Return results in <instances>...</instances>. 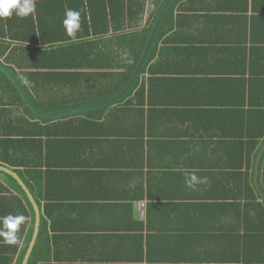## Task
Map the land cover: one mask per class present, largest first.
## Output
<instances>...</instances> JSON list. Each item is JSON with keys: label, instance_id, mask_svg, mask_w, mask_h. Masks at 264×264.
Here are the masks:
<instances>
[{"label": "crops", "instance_id": "obj_1", "mask_svg": "<svg viewBox=\"0 0 264 264\" xmlns=\"http://www.w3.org/2000/svg\"><path fill=\"white\" fill-rule=\"evenodd\" d=\"M47 1L36 0V6ZM163 2L147 0L142 16L124 19L116 29L109 20L99 24V32L79 43L86 44L84 50L70 58L78 67L63 74L28 67L17 69L15 78L20 83L25 73L37 78L35 85L43 84L29 89L38 104H50L44 86L60 89L57 98L79 90L108 91L115 80L111 74L122 75L119 84L129 73L149 33L148 23ZM174 17L179 19L175 30L159 40L146 71L141 69L139 87L144 91L127 99L133 98L131 105L84 111L103 102L92 95L87 104L62 110L72 104L58 99L48 106L60 111L39 110L79 111L46 118L58 119L49 124L39 121L48 134L35 139L25 134L30 129L25 114L11 105L19 103L0 96V221L8 214L26 217L16 244L0 238V264L25 261L37 227L30 195L40 218L34 247L43 224L49 239L39 254L45 263L39 264H264V239L247 234L242 224L247 212L253 223L258 207H264L254 185L264 138L252 154L251 169L245 163L239 167L237 146L239 141L246 144L252 132L249 111L264 104V0H177ZM30 18L21 22L15 13L0 18V40L14 47L20 45L14 40L18 33L33 37ZM42 28L46 31L48 25ZM139 31L145 35L132 57L127 43L134 40L119 42L117 37ZM6 57L0 62L7 67ZM108 105L97 119L79 116ZM65 116L97 126L84 123L69 133ZM263 156L258 184L264 194ZM1 168L16 174L29 194ZM193 175L197 181L190 188L185 181ZM249 184L258 194L254 204H247ZM250 205L255 206L247 211ZM191 243L199 249L192 251Z\"/></svg>", "mask_w": 264, "mask_h": 264}, {"label": "trees", "instance_id": "obj_2", "mask_svg": "<svg viewBox=\"0 0 264 264\" xmlns=\"http://www.w3.org/2000/svg\"><path fill=\"white\" fill-rule=\"evenodd\" d=\"M146 1L147 0H50L45 2L44 4L41 5L38 4L36 6L35 12L31 14L32 18H30L33 25H35V28L31 27V33H33L34 36L31 37L18 33L14 38V40L19 41L20 45L14 47H11L10 42L0 40V57L7 55L6 60L11 63V65H8L7 68L18 79L19 77H18L17 69H24L28 67H34V68L47 67V69H59L57 71H62L60 73L63 74L64 73L63 70L65 69H72L73 67H78V65L72 64L70 58L71 56L77 54V52L78 54L80 53V51L76 52V50H80V49L84 50L86 44H79V43L82 41V39H86L90 37L91 33L96 34L97 32H99L98 29L99 24H101L102 22H107L109 20L111 22H114L115 24L114 27L116 29L117 25L120 22L124 23V19L132 21L136 15L138 17L139 13L142 16V14H144V9H145L144 6ZM176 3L177 0H173L172 4L170 5L169 9L166 12V15L158 31V34L155 38L153 47L146 60L145 66L142 69V73L146 71V67L148 63L151 61L152 55L156 51L159 40L172 33L179 22V19L177 18V20H175L174 17V9ZM162 5L160 6L157 13L153 16L151 21L148 23L149 33L146 37V40L142 44L141 49L139 50L133 62V65L129 70V73L126 75V77L121 83L117 84L122 75L113 73L111 74L112 77L110 79H115V80L108 88V91L92 93V92H86L85 90H79V93L73 94L74 96L68 98H65L63 96L61 98H57L56 96L59 97L58 94L60 93V89H58V92H55L53 91L52 88L49 89L47 86H44V92L47 90L46 92L49 94L48 99L50 104H57L56 102H59L60 100H64V102L66 103L68 101V104H72V105H66L62 109V110H66V109H71L73 107L74 108L81 107L84 104H87L88 102H86V99L88 97H91L92 95L98 96L97 98L100 97V101H104L119 94L129 83L133 75V72L137 66L138 61L140 60V57L146 46L147 40L154 27L155 21L161 10ZM67 9L77 10L81 13L80 29L76 32L75 36H71V37L66 33L63 25V20L65 18V11ZM137 10H139V12ZM88 15H90L91 17L90 18L91 23L89 22ZM18 18L22 22L23 19L21 20L20 17ZM42 24L48 25L46 31H43ZM90 24L92 25V28H90ZM37 25H39L38 33L36 32ZM144 35H145L144 31L141 32L139 31L129 35H122L117 38H122V40H118L119 42H123L124 38L127 39L129 37L132 38V40H134L131 43H127L132 49V57H133ZM4 37L6 38V34H3V38ZM89 45H91V48L94 46V44H89ZM39 75L40 72H36L34 76L39 77ZM41 75L47 76L45 75V73H42ZM59 76L62 75L59 74ZM22 77L24 79L23 81L26 83H23V81H21L20 83L23 89L25 90V92L27 93L28 97L31 99V101L38 109L44 112H56L61 110V108L60 109L52 108L48 106L50 104H38V101L32 95L31 90L29 89L35 90V88H37L38 90L39 86H43V84L35 85V83L37 84L38 82L37 78L32 80L31 78H29L28 74L22 73ZM139 79L140 78L137 79L136 83L133 85V87L124 97H122L120 100H118L113 104L131 105V103L133 102V98L135 96H140L144 91L143 86L139 87ZM48 89L50 90V92L48 91ZM37 90L34 92L35 95L39 94ZM1 95H5L6 97L14 101V103L15 102L19 103V104H11V105L18 106L25 114L24 117L25 123H28V125L30 126L29 131L28 132L25 131L26 132L25 134H29V138L32 137L38 139V137L45 136L46 134H48V129H44V127H41L39 121H42L45 124H49L51 122L58 120V119H46L37 116L24 101L23 97L21 96L17 88L14 86L11 79L4 72L0 70V96ZM83 97L85 100L78 102L81 99H83ZM131 97L133 98L127 100ZM91 99L93 98L91 97ZM111 106L112 105H108L101 109L85 112L79 114V116H83L82 118L87 116L89 117L92 116L91 119H97L103 116V114H100V112L106 111ZM257 107L258 108H255L256 110L249 111L248 121H250V124L251 122H253L254 125L252 126V132L248 131L247 133V137H246L247 143L245 144L244 142L241 141L237 142V146L240 148L239 167H241V169L243 168L244 163L247 168L250 169L252 168L253 165L252 154L254 153L255 150L258 149V147L263 142L262 139L264 138V104H259ZM97 113H99L100 115H98ZM69 118H72V116L63 117V119H69ZM84 123L85 124L88 123V125L90 126H97V124L87 121L86 119H80V120L69 119L65 124V126L68 128V130H70L69 133H71L73 129L80 128V126H82ZM241 123L245 124V120L242 121ZM248 127L249 126H247V129ZM39 128H41L40 131H38ZM41 144L47 145V142L46 143L42 142ZM260 171L263 172L261 175V182L264 186V156L260 164ZM242 187L243 185L240 183V189H242ZM252 187L253 186H251L250 184L249 187L246 186L248 192L252 194L250 199H248V197L246 196V190H244V192L242 193L243 195H245V198L247 197L246 199H248L247 204H251L253 198L254 197L257 198L258 196L255 189ZM252 204H254V202H252ZM254 206L250 205L247 211H249V208H253ZM258 209H260V211H258L256 216L254 217L255 222L249 223V221L247 220L249 212H247L242 224L247 234H252L254 237L258 239H264V207L260 205ZM46 235H48L47 230L45 229V225L43 224L42 227L40 228L37 243L36 246L34 247L33 253L31 255L28 264L45 263L42 262L43 260H41L42 258L40 257L39 254H41V250H44V246L46 245V240L49 241L48 238L46 239ZM43 242L45 243V245L43 244L44 246L42 245ZM261 244L262 243H260L259 245ZM190 249L193 251L194 249H199V248H193V243H191ZM205 249L208 250V248ZM211 253L214 252L209 251L206 254H211ZM237 255H239V252ZM240 259L241 257L239 255L237 260L239 261ZM218 261H224V259L218 258Z\"/></svg>", "mask_w": 264, "mask_h": 264}, {"label": "water", "instance_id": "obj_3", "mask_svg": "<svg viewBox=\"0 0 264 264\" xmlns=\"http://www.w3.org/2000/svg\"><path fill=\"white\" fill-rule=\"evenodd\" d=\"M173 2V0H166L157 19H156V22H155V25L152 29V32L150 34V37H149V40L147 42V46L143 52V55H142V58L134 72V75L133 77L131 78L130 82L128 83V85L117 95H115L114 97L106 100V101H103V102H100L98 103V105H94V106H90L88 108H85L84 111L88 110V109H91V108H96V107H100V106H103V105H107V104H113L115 102H117L118 100H120L122 97H124L129 91L130 89L133 87V85L135 84V82L137 81L139 75H140V72H141V69L143 68V65L147 59V56L153 46V43H154V40L158 34V31L160 29V26H161V23L166 15V12L167 10L169 9L171 3ZM0 70L2 72H4L11 80L12 82L14 83V85L17 87L18 91L20 92L21 96L23 97L24 101L27 103V105L29 106V108L39 117H42V118H54V117H57V116H60V115H64V114H67L69 112H78L79 109H76V110H71L69 112H64L63 113H58V114H55V113H44L42 111H40L35 105L34 103L31 101V99L28 97V95L26 94V92L24 91L23 87L21 86V84L18 82V80L15 78V76L7 69L6 66H4L1 62H0ZM264 153V143L258 153V157H257V160L255 161V169H254V185L257 189V191L259 192L260 196H262L264 198V194L263 192L261 191L260 187H259V184H258V174H259V163H260V159L262 157ZM2 170H4L5 172H7L8 174L12 175L19 183L20 185L24 188V190H26L28 192V189L26 188V186L23 184V182H21V180L19 179V177L14 174L11 170L9 169H6V168H1ZM29 194V192H28ZM30 198L32 200V203L34 204L35 208H36V212H37V227H36V230H35V235H34V238H33V241L30 245V248L27 252V255H26V258H25V261L23 264H27L28 260H29V257L32 253V250H33V247H34V244H35V241H36V237H37V233H38V230H39V214H38V208L37 206L35 205V202L33 201V198L32 196L30 195Z\"/></svg>", "mask_w": 264, "mask_h": 264}, {"label": "clouds", "instance_id": "obj_4", "mask_svg": "<svg viewBox=\"0 0 264 264\" xmlns=\"http://www.w3.org/2000/svg\"><path fill=\"white\" fill-rule=\"evenodd\" d=\"M36 10V0H0V18H9L15 13L20 18L28 17ZM81 13L77 10L67 9L65 11V18L63 25L66 33L71 37L75 36L76 32L80 29ZM197 178L193 175L186 178L188 187H195ZM26 221L23 215L8 214L0 221V238L8 245L16 244L19 237L18 232Z\"/></svg>", "mask_w": 264, "mask_h": 264}, {"label": "built area", "instance_id": "obj_5", "mask_svg": "<svg viewBox=\"0 0 264 264\" xmlns=\"http://www.w3.org/2000/svg\"><path fill=\"white\" fill-rule=\"evenodd\" d=\"M144 206H145V205L142 203V204L140 205V210L143 211Z\"/></svg>", "mask_w": 264, "mask_h": 264}]
</instances>
